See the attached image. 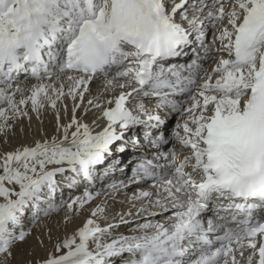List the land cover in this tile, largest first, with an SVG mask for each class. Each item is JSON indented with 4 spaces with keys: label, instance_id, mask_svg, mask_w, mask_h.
<instances>
[{
    "label": "snow or ice",
    "instance_id": "1",
    "mask_svg": "<svg viewBox=\"0 0 264 264\" xmlns=\"http://www.w3.org/2000/svg\"><path fill=\"white\" fill-rule=\"evenodd\" d=\"M209 26L217 33L211 44ZM192 45L219 59L202 84L199 61L191 71L163 63ZM22 73L38 83L15 84ZM98 77L104 78L102 96L111 95L87 102L106 122L93 133L76 113ZM66 98L72 115L61 124L57 105ZM144 98H155L156 108ZM29 106L37 117L46 107L55 110L60 134L0 154L3 264L28 235L26 215L36 220L63 207L77 214L94 199L95 166L130 127L155 129L153 142H168L160 133L166 120L156 109L181 117L172 139L189 154L177 163L175 148L161 152L167 160L162 175L144 160L133 173L158 181L156 195L165 203H154L174 209L169 223L146 222L141 235L110 238L116 225L101 226L105 209L97 206L35 264H113L111 258L125 253L120 264H264V0H0V135L30 118ZM65 172L73 174L64 177L67 186L82 182L84 191L57 203L56 177ZM152 195L140 191L133 198ZM207 212L212 216L205 219Z\"/></svg>",
    "mask_w": 264,
    "mask_h": 264
},
{
    "label": "bare ground",
    "instance_id": "2",
    "mask_svg": "<svg viewBox=\"0 0 264 264\" xmlns=\"http://www.w3.org/2000/svg\"><path fill=\"white\" fill-rule=\"evenodd\" d=\"M176 18L177 21L180 20L179 14H177ZM185 27H187L186 23H185ZM210 33L211 30L209 26L208 27L209 44H211L212 39L217 35L216 32H214L213 36L210 35ZM211 36L212 38H210ZM216 46L218 45H212L213 48H215ZM185 51L187 53L186 55H181L178 58H173L169 61L163 62L165 68L176 66L177 68H181V69L187 68L189 71H191L192 65L195 62L199 61L200 64H203L202 66L203 71L200 72L198 77L203 78L202 81L203 83L205 77L211 71H213L216 64L219 63L217 54L214 51L210 54V58L213 57L216 58V60L209 66L207 62L204 63L205 61H207V59H210L209 55H206L204 49L201 48L200 46L192 45L189 46L187 49H185ZM53 70L57 71V69H53ZM187 74L188 73L186 72L185 75ZM62 75L63 74H61L60 77L61 79H63ZM99 78L100 77L94 78L88 85L89 91L85 93V96L86 95L88 96L87 98L84 97L83 105L76 113L77 116L80 118L81 122L87 123L89 125L93 133L101 131L102 128L105 126L106 122L102 119H97L100 116V111L96 109H91L87 102L89 99H92L93 97L101 96V98L103 99L104 96L111 95L110 93H108V94H103L102 96L103 85L100 86L95 85V81L98 80ZM53 80H55V78H53ZM35 83H38V81L35 78H33L30 73L20 74L15 81V84L21 87L30 86L31 84H35ZM174 98L183 100L186 99L187 96L185 95ZM144 99L146 106L149 109L156 108V100L154 98H151L150 100L149 98H144ZM64 105H67V111L64 110ZM72 107H73V101L71 100V98H66L61 102V106L59 109L61 124H66L69 122L72 115ZM86 109H90V110L86 111ZM156 111L159 115H163V116H168L171 114L167 109H156ZM29 116L30 118L23 117L13 122V128L7 133L6 136L0 135V154H3L8 151H12L22 145L34 146V143L36 141L43 140L52 136H59L60 133L57 131V116L55 110L46 107L44 110H42L39 117H37L36 113L30 111V106H29ZM162 118L164 119V117ZM169 130L170 128L168 126L167 127L163 126L162 128H160V133L163 134V136L165 137L169 133ZM155 131L156 130L153 129L152 133H147L145 126L142 125L140 128L135 127L132 129L130 127L126 132H124L123 137H125V135L131 136V134L133 133L134 136H136L137 138L139 137V142L142 144H140L139 146L137 145L136 147L134 143L130 142L131 140H125L123 138V140L117 141L116 144H114L111 147V152L109 154H106V158L104 162L101 163L100 165L95 166L93 173L94 180H97V184H95V187L98 186L106 187L108 183L113 184L111 188H109L111 185L109 187H106L105 197L102 199L100 198L96 199L91 205H88V207L84 208L82 211H80L77 214H70L67 212L68 215H72V219L68 223H65L63 218L61 219L60 224H57L55 226V224H53V222L51 221L54 219L53 217H51L54 214V212L51 213V216L50 215L47 216L45 222L37 229L32 231V233L25 239L23 243L19 244L17 247L11 248L12 255L7 259V264H28L29 261H31L32 264H35L36 260L47 258L49 253H53L55 251V245L59 241H62L67 236H71L76 229L83 226L86 220L91 217V211L97 206H101L105 209L104 213L98 218L97 222L101 224V226H105L106 224L116 225V227H114L111 230L112 236L110 238H114L119 235L132 236L136 231L139 232L138 225H140L139 224L140 221H144V223L149 221V220H143L142 218L145 215L151 213V211H155L152 209H155L156 207L159 208V206H157L154 203L155 200L160 198L161 203H164L163 199L156 195L160 191V189L157 187L158 181L155 179L154 176L145 178L143 177V174H139L141 176V179L139 180L142 182H140V184L135 185L134 181L137 180L136 176L133 174H128L126 179L121 180L119 176L120 169L124 167H125L124 169L126 168H129V170L133 169L134 165L144 160L150 162L151 171L153 173H160L162 175L167 169V160L163 156H160L161 152H168L170 149L175 148L178 156L177 163H179L185 155L189 154V150L182 149L178 144H176V142L170 149L169 148L167 149V147L164 146L163 143L153 142V140L151 139V135L154 134ZM16 137H18L19 139L18 140L15 139ZM119 144L125 145L122 151L117 150V145ZM140 146L144 147L143 151H140L138 149V147ZM49 167L51 168L54 166L50 165ZM186 170L190 171V168ZM63 175L64 174H59V176L57 175V177L61 180ZM70 175L73 174L68 172L67 176ZM150 180L151 182H148ZM80 184L81 186L79 187L84 188V184L82 182ZM58 185H59V190L55 193V201L57 203H59V201H61L62 198H64V193H62V191L60 193V189L62 188V185L60 184ZM92 185L89 186V190H91ZM136 187L142 188V191L151 192L153 193V195L150 198H141V199H133L132 196L131 199V195L129 194H131L130 192L136 189ZM66 193L67 192H65V194ZM92 193L95 197L96 193L94 192ZM138 194L139 192H137V195ZM168 206H170V204ZM139 207L140 210L138 211ZM141 209H143V211H141ZM260 214H264V212H261ZM204 216L205 219H207L212 216V213L207 212L204 214ZM75 217L77 218L74 220V224H71L73 218ZM26 218L27 215L23 218V221ZM130 218H134L136 220L133 222L131 220L127 224L121 222V219H123V221H126L129 220ZM167 220L165 218H160L157 220V222L164 223L165 225H167L169 223V221ZM64 232H66V234ZM141 234L142 232L140 234L138 233L137 235H141ZM41 241L43 243H41ZM90 247H94V245L90 244ZM127 256L128 254L125 253L124 257H113L111 259L113 263L115 262V264H117L118 260H121L122 258H127ZM0 264H3V258H0Z\"/></svg>",
    "mask_w": 264,
    "mask_h": 264
},
{
    "label": "rangeland",
    "instance_id": "3",
    "mask_svg": "<svg viewBox=\"0 0 264 264\" xmlns=\"http://www.w3.org/2000/svg\"><path fill=\"white\" fill-rule=\"evenodd\" d=\"M210 30H211V33H210V35H212L213 36V34H214V32H216L214 29H212L211 27H210ZM212 36L210 37V38H212ZM206 55H208V54H206ZM204 60H206V59H204ZM216 60V58H210V59H207V61H205L204 63H206L207 62V64L210 66L214 61ZM202 66H203V64H201ZM57 75L59 76V77H61V74H63L62 75V77H64V73H60L59 71H58V69H57ZM207 72V71H206ZM53 78H55L56 79V77H53ZM103 77L101 78H99L98 80H96L95 81V85L96 86H100V85H103ZM197 80H198V83L199 84H201L202 83V81H203V78H197ZM87 96L88 95H86L85 96V98H87ZM60 106H61V102H59V104H58V108L60 109ZM169 116V117H168ZM168 116H163L164 117V119L165 120H167L166 121V124H165V126L167 127H169L170 128V130H169V133L164 137L165 138V140H167L168 142L167 143H163L164 144V146H166L167 147V149L169 148H171L173 145H174V143H175V141L172 139V133H173V130L175 129V125H176V123L181 119V117L178 115V114H170V115H168ZM163 135V134H162ZM125 137H126V140H130L131 139V136H126L125 135ZM15 139H19L18 137H16ZM131 142V141H130ZM140 144H142V143H137V144H135V146L137 147V145L139 146ZM138 149L140 150V149H144V147H142V146H140V147H138ZM125 168V167H124ZM124 168H122V169H120V171H119V176H120V178H121V180H123V179H126V177L128 176V174H133L134 175V173H133V169H130L129 170V168H126V169H124ZM122 171V172H121ZM129 171V172H128ZM68 173V172H67ZM67 173L65 172L64 173V175L62 176V179L60 180L58 177H56V180H58V184H60V185H62V188L60 189V193H61V191H62V193H64V198H62V200H64V201H66V200H68L70 197H72V196H76V195H82L83 194V191H84V188H81V187H79V186H81V184L80 183H78L77 184V186H75V187H73V188H69L68 186H67V184H66V182L64 181V177L65 176H67ZM126 174V175H125ZM140 174H142V173H140ZM58 176H59V174H58ZM128 179V178H127ZM96 182V183H95ZM140 182H142V181H138V180H135L134 181V184L135 185H137V184H140ZM148 182H151V180L150 181H148ZM95 184H97V180H94V182H93V185H92V188H91V190H89V191H91V192H94V193H96V195H95V197H94V199L88 204V205H91L96 199H98V198H100V199H102V198H104L105 197V195H106V187H109L110 185V187L109 188H111L112 186H113V184H111V183H108L107 185H106V187H103V186H98V187H95ZM119 187V186H118ZM120 188V187H119ZM136 192H135V191ZM133 191H131L130 193L131 194H129V195H131V199H132V196L134 197L135 195H137V192H140V190L142 191V188H137L136 187V189H134ZM65 192H67L66 194H65ZM97 193H98V195H97ZM134 194V195H133ZM130 197V196H129ZM134 199V198H133ZM60 202V201H59ZM165 203V202H164ZM164 203H161V205H163ZM88 205H86L85 206V208L86 207H88ZM161 207L162 206H159V208L158 207H156L155 209H152V210H155V211H151V213H149V214H147V215H145L142 219L143 220H149L148 222H152V223H157V220L158 219H160V218H165L166 220L171 216L170 214H172V211H174L173 209H171L170 208V206H168L169 207V211L167 212V211H164L163 210V207H162V209H161ZM157 209V210H156ZM140 210V207H139V209H138V211ZM151 210V209H150ZM65 211V212H64ZM62 212V213H61ZM153 212L155 213V215H153ZM66 214H68L67 213V208L66 207H63V208H61L59 211H57V212H54V214L51 216V214H50V216L51 217H53L54 219L53 220H51L52 222H53V224H55V226L57 225V224H60V222H61V219H63L65 216L64 215H66ZM77 217H75V218H73V220H72V222H71V224H74V220L76 219ZM156 218V219H155ZM45 219H46V217L45 216H43V215H41L38 219H36V220H33V218L31 217V215H27V218L24 220V221H22V223H23V228H24V230L26 231V232H28V235H26V238L32 233V231H34L35 229H37L39 226H41L44 222H45ZM52 219V218H51ZM64 220V219H63ZM62 220V221H63ZM132 220V222L133 221H135L136 219H134V218H130L129 220H126L125 221V223L124 224H127V223H129L130 221ZM167 221H169V220H167ZM64 222H65V220H64ZM144 223V221H140V225L141 224H143ZM138 229H139V232H135L133 235H137L138 233L140 234L141 232L143 233V231L144 230H142V229H140L139 228V225H138ZM65 231V230H64ZM65 234H66V232H64ZM25 238V239H26ZM25 239L23 240V241H18V242H16L13 246H12V248H14V247H17L19 244H21V243H23L24 241H25ZM120 262V260H118L117 261V264ZM113 264H115V262L113 263ZM120 264V263H119Z\"/></svg>",
    "mask_w": 264,
    "mask_h": 264
}]
</instances>
